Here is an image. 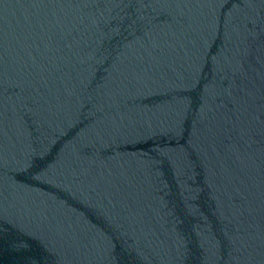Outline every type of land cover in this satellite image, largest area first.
Listing matches in <instances>:
<instances>
[{
	"label": "water",
	"instance_id": "1",
	"mask_svg": "<svg viewBox=\"0 0 264 264\" xmlns=\"http://www.w3.org/2000/svg\"><path fill=\"white\" fill-rule=\"evenodd\" d=\"M0 264H264V0H0Z\"/></svg>",
	"mask_w": 264,
	"mask_h": 264
}]
</instances>
